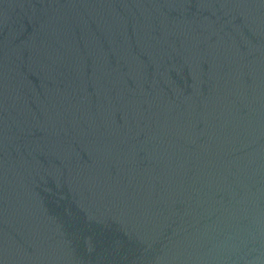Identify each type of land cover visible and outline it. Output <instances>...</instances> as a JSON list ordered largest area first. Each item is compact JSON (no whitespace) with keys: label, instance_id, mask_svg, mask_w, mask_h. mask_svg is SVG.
I'll return each mask as SVG.
<instances>
[{"label":"water","instance_id":"water-1","mask_svg":"<svg viewBox=\"0 0 264 264\" xmlns=\"http://www.w3.org/2000/svg\"><path fill=\"white\" fill-rule=\"evenodd\" d=\"M0 264H264V0H0Z\"/></svg>","mask_w":264,"mask_h":264}]
</instances>
